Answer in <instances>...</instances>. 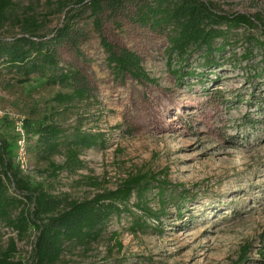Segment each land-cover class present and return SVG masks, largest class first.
Returning a JSON list of instances; mask_svg holds the SVG:
<instances>
[{"label":"rangeland","instance_id":"1","mask_svg":"<svg viewBox=\"0 0 264 264\" xmlns=\"http://www.w3.org/2000/svg\"><path fill=\"white\" fill-rule=\"evenodd\" d=\"M13 1L1 31L5 38L19 33L18 20L27 17L51 34L62 27L66 10L78 6V0ZM209 1L218 11L259 14L264 20V0ZM136 3L115 15L105 11L103 33L136 52L157 82L116 76L87 17L81 53L61 46L58 54L61 65L86 76L90 97L62 103L56 96L68 87L20 83L7 70L0 75V133L21 135L17 162L34 183L69 200L115 189L140 172L170 185L160 225L132 206L147 226H134L127 213L115 216L97 242L69 246L57 264H239L246 250L243 264H264V75L254 78L246 69L263 67V55L254 49L252 60L242 59L240 34L237 65L227 62L204 83L188 76L179 80L172 71L178 64L167 54V34L141 26L134 18ZM189 61L195 64L198 54ZM27 117H49L69 134L101 133L103 142L80 152L82 164L53 170L33 151L35 139L22 132ZM66 159L65 147L51 158L58 165ZM157 192L147 194L153 211L163 207ZM35 239L36 231L23 237L0 222V252L14 242L12 259L31 262Z\"/></svg>","mask_w":264,"mask_h":264},{"label":"trees","instance_id":"2","mask_svg":"<svg viewBox=\"0 0 264 264\" xmlns=\"http://www.w3.org/2000/svg\"><path fill=\"white\" fill-rule=\"evenodd\" d=\"M129 2L138 3L134 18L141 26L167 34V54L178 64L172 71L179 80L188 76L204 83L211 73L222 69L227 62L237 65L240 59H237L236 50L241 42L237 36L240 34L244 38L240 43L244 48L242 59L252 60L256 56L254 49H257L264 61L262 16L221 12L209 0H78L76 7L62 6L67 9L64 23L51 34L43 33L37 19L27 17L18 20L20 32L11 38L2 37L1 31L14 1L0 0V75L7 70L20 83L34 80L68 87L69 92L56 96L62 103L90 97L92 90L86 76L75 68L61 65L58 54L61 46L81 53V44L87 39L84 25L87 17L99 33L107 64L116 76L130 74L140 82H157L146 71L136 52L110 42L103 33L102 14L105 11L112 15L122 12ZM196 53L198 61L195 65L189 59ZM246 69L254 72V78L264 75V65L261 68L250 65ZM22 129L28 140L35 139L33 151L47 160L53 170L82 164L80 152L103 142L101 133L75 130L69 134L64 126L49 117L24 118ZM19 138L0 133V222L10 224L23 237L29 231H36V239L31 262L12 259L16 250V244L12 242L8 250L0 252V264H57L69 246L97 242L109 221L123 213L134 216V226H147L146 219L135 216L132 206L140 209L146 218L151 216L154 222L161 224L170 185L155 174L129 175L115 189H106L84 200H69L50 193L23 173L17 162ZM62 147L66 148V164L58 165L51 158ZM153 189H158L156 195L163 206L160 211H153L148 205L147 194ZM133 197L136 202L132 205ZM246 251L239 264L248 259Z\"/></svg>","mask_w":264,"mask_h":264},{"label":"built area","instance_id":"3","mask_svg":"<svg viewBox=\"0 0 264 264\" xmlns=\"http://www.w3.org/2000/svg\"><path fill=\"white\" fill-rule=\"evenodd\" d=\"M22 132H23V130H22Z\"/></svg>","mask_w":264,"mask_h":264}]
</instances>
